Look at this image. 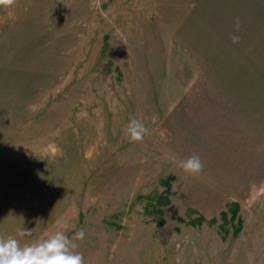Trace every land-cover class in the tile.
<instances>
[{"label":"rangeland","instance_id":"obj_1","mask_svg":"<svg viewBox=\"0 0 264 264\" xmlns=\"http://www.w3.org/2000/svg\"><path fill=\"white\" fill-rule=\"evenodd\" d=\"M20 29L48 58L0 64L3 82L42 93L0 150L41 168L13 219L5 209L4 237L83 229L85 264H264V0L0 7V36ZM132 118L143 142L124 135ZM194 154L203 171L191 176L180 164Z\"/></svg>","mask_w":264,"mask_h":264},{"label":"crops","instance_id":"obj_2","mask_svg":"<svg viewBox=\"0 0 264 264\" xmlns=\"http://www.w3.org/2000/svg\"><path fill=\"white\" fill-rule=\"evenodd\" d=\"M12 31L2 30V32ZM20 32L21 29L18 30L19 34L15 37L0 36V64L46 63L45 59L48 58L47 45H37V38L34 34L29 36V33L28 36H23ZM38 57L41 59L38 60ZM21 77L25 79L26 74H15L10 79L22 80ZM3 80L7 81L4 77L3 79L0 78V87L4 88V91L0 92V96H2L0 98L2 104L0 106V142H4L14 134L24 132L29 127L30 119L37 106V96L40 97L42 94L37 93V91L32 92L28 88L29 85L26 86L27 88L23 85L25 90L21 89V82L18 83L17 81L18 84L12 85L11 82L6 84ZM23 83L25 84L24 81ZM37 159L36 155L31 153L23 155L0 150V236H3L4 233L2 225L5 223V209L9 208L10 213L7 215L10 218L12 216L13 219L14 210L19 208L22 199L20 193L37 190V169L41 168V165L36 163L38 162ZM16 215L18 214L16 213Z\"/></svg>","mask_w":264,"mask_h":264},{"label":"clouds","instance_id":"obj_3","mask_svg":"<svg viewBox=\"0 0 264 264\" xmlns=\"http://www.w3.org/2000/svg\"><path fill=\"white\" fill-rule=\"evenodd\" d=\"M16 0H0V7H12ZM234 29L239 32L241 22L237 17L234 20ZM229 39L233 44L240 41L239 35L231 33ZM149 129L136 118L130 119L125 126L124 135L133 143L143 142ZM180 167L191 176L199 175L203 171V163L198 155H191L184 159ZM264 195V185L257 192V196ZM32 231L24 227L18 229L16 235L0 236V264H85L83 254L75 251L77 245L75 240H83L85 232L83 229L69 237L66 231H56L46 238L21 244L19 238L31 236Z\"/></svg>","mask_w":264,"mask_h":264}]
</instances>
